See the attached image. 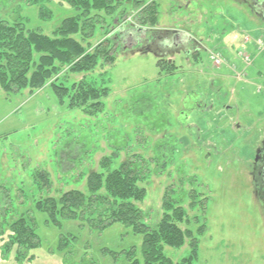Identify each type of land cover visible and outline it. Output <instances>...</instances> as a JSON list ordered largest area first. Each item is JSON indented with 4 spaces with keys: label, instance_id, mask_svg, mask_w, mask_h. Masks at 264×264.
<instances>
[{
    "label": "rangeland",
    "instance_id": "rangeland-1",
    "mask_svg": "<svg viewBox=\"0 0 264 264\" xmlns=\"http://www.w3.org/2000/svg\"><path fill=\"white\" fill-rule=\"evenodd\" d=\"M151 2L157 5L159 22L143 34L124 28L140 26L137 12L124 5L114 15L92 11L93 26H86L92 37L83 31L73 36L94 48L124 32L112 49L113 63L100 60L88 74H71L67 79L69 83L86 79L109 88L100 112L88 114L61 104L51 81L42 89L0 91V192L9 190L14 210L8 223L33 213L41 241L38 249L30 251L32 259L20 263L16 249L2 254L3 236L0 264H131V252L143 262L144 236L131 227L118 223L101 231L80 220H63L58 227L46 223V216L34 206L35 171L49 173V196L59 199L58 191L70 189L87 193L89 173L101 171L105 156L115 153L113 170L127 161L140 160L149 167L145 180L139 182L148 191L139 204L147 225L157 226L164 213L163 200L171 194L188 211L187 218L178 222L186 235L184 245L165 246L174 264L189 256L194 238L199 251L192 264H264V231L255 229L251 201L242 190L246 184H240L245 176L243 162L250 161L257 135L264 130V45L261 49L257 45L261 39L264 43V10L256 11L243 0ZM80 15L60 0L0 4V23L20 24L25 33L51 39L58 38L56 33L68 19L75 17L83 24L86 18ZM156 31L164 32L166 39L176 34L192 40L190 52L178 46L181 40L175 41L179 51L168 55L146 46L149 41L142 49L137 46V35L144 42L152 40ZM209 41L218 43L214 51L209 52ZM242 48L252 62L255 59L245 82L235 79L245 68V59L238 56ZM210 56L221 57L222 66ZM159 59L175 63L177 69L161 71ZM258 87L262 93H257ZM246 128L256 130L252 137ZM236 157L241 159L238 163ZM72 235L76 240L60 250L61 238Z\"/></svg>",
    "mask_w": 264,
    "mask_h": 264
},
{
    "label": "trees",
    "instance_id": "trees-1",
    "mask_svg": "<svg viewBox=\"0 0 264 264\" xmlns=\"http://www.w3.org/2000/svg\"><path fill=\"white\" fill-rule=\"evenodd\" d=\"M4 1L6 0H0V4ZM60 1L80 11V16L86 18V21L82 24L75 17L68 19L56 33L58 38L51 39L37 32L25 33L20 24L10 26L7 22L0 23V91L20 93L21 90L28 88L42 89L47 81H51V88L61 104H66L71 109L79 108L88 114H95L100 112L103 107L102 98L110 94V89L102 84L98 86L88 82L86 79L69 83L68 76L88 74L98 66L100 60L108 64L113 63L115 55L111 53L112 49L117 47L114 45H117L124 32L106 38L94 48L91 43L85 47V40L80 42L73 36L82 31L86 34V26H93V20L89 19L92 11H104L107 15H114L117 9L124 5L130 6L133 8L132 11L137 12V25H140L139 28L135 27V24H128L124 28L130 31L135 29L137 33L143 34L142 32L147 30V27L155 28L159 22L157 5H153L151 0ZM162 33L156 31L152 38L165 40ZM92 35V33L86 34L87 37H92ZM136 40L140 48L142 44L149 41L146 39L143 42L138 35ZM191 46L192 40H187L184 48ZM160 51L163 55H168L170 52L162 49ZM197 54L192 56L195 58ZM158 65L161 71L167 73H173L177 69L175 63L164 62L160 59ZM203 106L201 104L200 109H203ZM105 157L100 164L101 171L92 170L89 173L87 193L76 189L62 190L58 191L61 193L59 199L49 196L52 189L49 173L35 171L33 174L35 190L32 191L35 199L34 206L46 216V223L58 227L61 226L63 220L86 221L90 227L99 228L101 231L118 223L128 228L131 227L135 234L144 236L143 262L134 258L131 252L128 253L131 264H174L173 260L166 255L165 246L177 248L184 245L186 235L178 225V222H183L188 216L183 202L173 200L172 194L165 197L162 207L164 213L157 226L152 228L145 222L144 213L139 208V204L148 195V191L139 186V182L145 180L147 176L145 171H148L149 167L139 160L138 163L127 161L113 170V164L118 158L117 154ZM20 192L22 193V190ZM194 192L189 195L194 197ZM45 195H48L47 198L44 197ZM37 196L40 197L38 200ZM13 211L12 196L9 190L5 189L0 192V219H2L0 238L6 236L2 254L11 253L16 249L15 254L22 263L32 259L30 251L38 249L41 241L34 214L26 213L10 225L8 218ZM187 234L194 238L191 232ZM75 240L73 235L67 239L62 237L60 250L64 247L68 248V245ZM198 243V240L194 238L190 244L189 256L177 264H192L198 258Z\"/></svg>",
    "mask_w": 264,
    "mask_h": 264
},
{
    "label": "flooded vegetation",
    "instance_id": "flooded-vegetation-1",
    "mask_svg": "<svg viewBox=\"0 0 264 264\" xmlns=\"http://www.w3.org/2000/svg\"><path fill=\"white\" fill-rule=\"evenodd\" d=\"M243 1L251 3V6L254 8L257 7L258 9H256V11L260 9L264 10V0H259V1L258 0H243ZM176 40H181L178 46L182 45L183 48H184V45L187 43V40L181 39L180 36L175 34V36L173 35L171 38L161 40V41L160 39L159 40L157 39L149 40L146 46H148L149 48L155 47V49L159 51L162 49V50H165V52L179 51L174 48V47H178L177 43L175 42ZM156 42H157L158 47L156 45ZM150 43H152V45ZM184 49H185V52H187V49L186 48ZM230 119H232V117ZM236 128H239V126H236ZM245 130L248 131L251 137H252L253 132H256L254 128H246ZM254 139L255 138H253V140ZM256 139H257L255 140L256 146L253 147L254 149L252 148L253 155L250 161L243 162V167L245 169V172H243V174H245V176H244L243 181L240 184L241 186L246 184V186H243L244 189L242 190H244V192L246 191L248 192V195L251 201L249 206L256 220V224L254 225L255 229L259 231L260 230L264 231V130L259 132ZM238 160H241V159L236 157V163H238ZM244 209H246V206L244 207Z\"/></svg>",
    "mask_w": 264,
    "mask_h": 264
},
{
    "label": "crops",
    "instance_id": "crops-1",
    "mask_svg": "<svg viewBox=\"0 0 264 264\" xmlns=\"http://www.w3.org/2000/svg\"><path fill=\"white\" fill-rule=\"evenodd\" d=\"M180 6V5H179ZM180 7H183V6H180ZM194 23V22H193ZM193 33V32H192ZM194 35V34H193ZM197 37V36H196ZM209 38V37H208ZM250 40V38H248L246 41H249ZM207 43V42H206ZM208 45V47L209 48H212V49H210L209 50V52H211V51H214L213 49L215 48V46L216 45H218V43H214V45H213V43H211L210 41H209V44H207ZM207 47V48H208ZM208 48V49H209ZM187 49V52L189 53L190 52V50L191 49H189V48H186ZM239 51H243V52H245V49H240V50H238V56H239ZM246 53V52H245ZM228 57V56H227ZM240 57V56H239ZM253 58V57H252ZM240 59H241V57H240ZM242 61H243V64H244V66H245V68H244V70L240 73H238L237 74V77L235 78L236 80L238 79V81H244L245 82V80L246 79H244L245 77L247 78V77H249L250 76V74H251V70L250 69H252V67L254 66V64H255V59L253 60V62L250 64V65H247L245 62H244V60L242 59ZM228 62H229V60H228ZM227 62V63H228ZM234 69H236V67H234ZM240 74V75H239ZM240 77H242V78H240ZM262 91H263V89H262V87H258L257 88V93H262Z\"/></svg>",
    "mask_w": 264,
    "mask_h": 264
},
{
    "label": "built area",
    "instance_id": "built-area-1",
    "mask_svg": "<svg viewBox=\"0 0 264 264\" xmlns=\"http://www.w3.org/2000/svg\"><path fill=\"white\" fill-rule=\"evenodd\" d=\"M258 46H260V47L263 46V40L262 39L258 41ZM239 54L241 55V57H243L245 59V62L248 65L251 63L252 59L249 58V56H247L244 52H240ZM211 59L216 63V65L223 64V59L221 57L213 56Z\"/></svg>",
    "mask_w": 264,
    "mask_h": 264
}]
</instances>
